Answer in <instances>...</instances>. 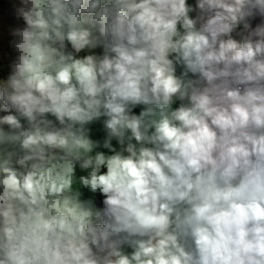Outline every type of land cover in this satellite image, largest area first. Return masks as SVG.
Listing matches in <instances>:
<instances>
[{
	"label": "clouds",
	"instance_id": "obj_1",
	"mask_svg": "<svg viewBox=\"0 0 264 264\" xmlns=\"http://www.w3.org/2000/svg\"><path fill=\"white\" fill-rule=\"evenodd\" d=\"M0 22V264H264V0H16Z\"/></svg>",
	"mask_w": 264,
	"mask_h": 264
},
{
	"label": "rangeland",
	"instance_id": "obj_2",
	"mask_svg": "<svg viewBox=\"0 0 264 264\" xmlns=\"http://www.w3.org/2000/svg\"><path fill=\"white\" fill-rule=\"evenodd\" d=\"M16 0H0V22L7 24L16 23L14 16V4ZM3 113H0L2 115Z\"/></svg>",
	"mask_w": 264,
	"mask_h": 264
}]
</instances>
